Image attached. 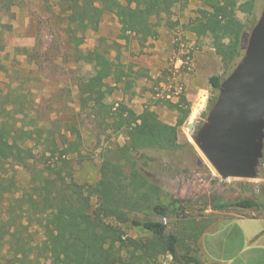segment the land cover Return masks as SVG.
Returning <instances> with one entry per match:
<instances>
[{"label":"rangeland","instance_id":"obj_1","mask_svg":"<svg viewBox=\"0 0 264 264\" xmlns=\"http://www.w3.org/2000/svg\"><path fill=\"white\" fill-rule=\"evenodd\" d=\"M123 4L130 6L129 0H123ZM9 6L10 11L0 6V121L28 134H22L24 141L19 142L32 150L33 169L45 167L53 137L60 150L70 145L67 158L75 180L94 185L100 179L103 159L111 157L126 142L125 135L115 130L111 116H106L103 109L109 108L114 114L121 103L136 113L150 108L163 121L174 125L178 112L169 102L175 103L180 95H185L191 113L178 129L179 143L185 145L183 151L147 165L146 159L138 162L144 174L184 206L183 217L162 219L167 233L177 234L192 221H206L214 226L239 213L264 217V210L214 211L209 206L215 195L229 202L252 198L264 204V158L257 179L223 180L193 141L212 106L209 78L223 75L225 79L233 71H225L211 38L197 35L191 26V21L205 8L201 2L182 0L176 4L170 17L164 16L160 21L158 39L146 43H140L135 35L123 37L118 18L106 12L99 27L85 33L79 47L68 39L63 13L56 6L43 0H10ZM263 7L264 0H256L252 16L238 12L246 35ZM94 50L112 63L101 74L87 60L100 57L89 56ZM95 76L114 87L104 100V108L87 101L81 90L83 83ZM3 166L1 189L8 187L11 178L20 191L28 188L33 177L30 170L13 164ZM16 193L19 196L20 192ZM4 197L11 198L10 192ZM122 228L129 237L151 238L140 228ZM43 238L39 232L35 243L40 244ZM40 264L51 262L42 260ZM158 264H172V258L161 256Z\"/></svg>","mask_w":264,"mask_h":264},{"label":"trees","instance_id":"obj_2","mask_svg":"<svg viewBox=\"0 0 264 264\" xmlns=\"http://www.w3.org/2000/svg\"><path fill=\"white\" fill-rule=\"evenodd\" d=\"M43 1L62 11L67 37L79 47L85 33L98 28L106 12L118 18L123 37L135 35L140 43L156 40L160 21L164 16L169 18L174 6L182 0H129L130 6H125L123 0ZM183 1L201 2L205 6L191 26L197 35L211 38L225 71H232L244 55L247 39L238 12L252 16L256 0ZM9 2L0 0V6L10 11ZM99 53L94 50L89 56ZM87 60L98 74L112 66L103 55ZM223 80V75L209 78L212 106ZM81 90L87 101L104 108V100L114 87L95 76L85 81ZM169 105L178 112L174 125L163 121L150 108L136 113L121 103L114 114L109 108L103 109L106 116H111L115 130L125 135L126 142L111 157L103 159L100 179L94 185L75 180L67 158L70 145L60 150L53 137L45 167L33 169L32 150L19 142L24 141L22 134H28L0 121V168L13 164L33 174L24 191L17 188L12 178L7 188H0V264H40L42 260L51 264H158L165 255L172 258V264H204L201 239L209 223L192 221L177 234L167 233L162 219L183 217L184 206L138 165L141 159H146L147 165L165 156L174 157L185 148L179 143L178 129L190 116V102L180 95L177 102ZM16 191L20 192L19 196ZM9 192L11 198L5 199V193ZM209 206L214 211L264 210V204L252 198L229 202L217 195ZM122 225L140 228L151 238L129 237ZM39 232L44 238L36 244L35 236Z\"/></svg>","mask_w":264,"mask_h":264},{"label":"water","instance_id":"obj_3","mask_svg":"<svg viewBox=\"0 0 264 264\" xmlns=\"http://www.w3.org/2000/svg\"><path fill=\"white\" fill-rule=\"evenodd\" d=\"M193 141L223 180L259 177L264 157V7L247 35L243 57L222 81Z\"/></svg>","mask_w":264,"mask_h":264},{"label":"crops","instance_id":"obj_4","mask_svg":"<svg viewBox=\"0 0 264 264\" xmlns=\"http://www.w3.org/2000/svg\"><path fill=\"white\" fill-rule=\"evenodd\" d=\"M201 247L209 264H264V217L239 213L210 226Z\"/></svg>","mask_w":264,"mask_h":264},{"label":"built area","instance_id":"obj_5","mask_svg":"<svg viewBox=\"0 0 264 264\" xmlns=\"http://www.w3.org/2000/svg\"><path fill=\"white\" fill-rule=\"evenodd\" d=\"M168 97H170V96H168Z\"/></svg>","mask_w":264,"mask_h":264}]
</instances>
